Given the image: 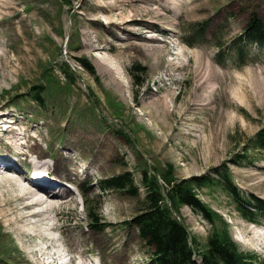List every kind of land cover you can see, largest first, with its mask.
I'll list each match as a JSON object with an SVG mask.
<instances>
[{"label": "rangeland", "instance_id": "374dc122", "mask_svg": "<svg viewBox=\"0 0 264 264\" xmlns=\"http://www.w3.org/2000/svg\"><path fill=\"white\" fill-rule=\"evenodd\" d=\"M253 12L264 19V0H0V113L23 133L0 127V152H14L27 169L43 164L40 171L49 173V163L30 162L24 155V133L30 144L39 142L53 156L66 157V146L76 145L71 172H78L89 201L100 204L101 216L112 224L93 231L79 195L56 197L55 207L48 200L45 207L25 208L30 201L19 200L0 182V264H55L46 262L47 243L65 245L73 256L69 264H150L151 249L128 223L143 207L147 187L141 170L151 168L144 162L158 171L173 164L178 177L211 178H219L229 164L242 195L264 200V150L244 151L264 127V49L252 47L241 66L233 57L222 65L211 36L230 40ZM203 22H209L207 39L189 46L184 31ZM98 55L121 68L124 87ZM80 58H87L96 73ZM198 63L202 78L195 71ZM137 65L148 68L140 87ZM41 100L46 106L39 105ZM125 170L139 187L138 197L100 188L102 179ZM199 196L228 221L240 249L264 262V213L259 224L244 220L219 186L206 187ZM39 208L42 214L36 217ZM181 213L197 250H203L209 223L189 206ZM74 239L86 240L83 254L74 250Z\"/></svg>", "mask_w": 264, "mask_h": 264}, {"label": "trees", "instance_id": "16d2710c", "mask_svg": "<svg viewBox=\"0 0 264 264\" xmlns=\"http://www.w3.org/2000/svg\"><path fill=\"white\" fill-rule=\"evenodd\" d=\"M205 32L206 27L201 24L190 32L189 38L203 37ZM238 41L264 46V20L258 13L253 12L250 15L242 34L234 40V43ZM239 55L241 59L245 56L240 48ZM80 61L87 70L93 74L96 73L95 66L87 58H80ZM136 69L137 72H133L135 83L140 87L144 84V76L148 68L145 65H137ZM34 94L38 101V95ZM39 105L46 106L45 101H39ZM246 147L244 151L249 155L251 150H264V127L258 130L253 143ZM31 151L40 158L51 156L55 159V166L51 171L54 177L60 180L80 181L79 175L72 174V166L67 169L62 165L58 154L53 156L44 149ZM101 157L97 158L96 163L101 161ZM252 159V157L248 158L249 161ZM243 161L244 158L233 160V163L239 164ZM144 166L151 168L141 170L142 182L147 187L143 207L128 223L136 226L140 240L151 249V264H264L262 261L257 263L256 253L240 249L232 237L230 225L226 219L199 196L200 190L219 186L229 193L232 200H235L236 209L247 219L254 220L258 213H264V200L253 193L245 198L232 180V172L228 164H224V172L219 178H211L204 174L178 177L173 164L162 166L161 171L153 168L151 163L144 162ZM217 170L219 171V168ZM100 184L103 189L123 190L135 197L140 194L130 170L106 177L100 181ZM183 206H190L195 213L209 223L207 242L201 251L197 250L196 240L181 216L180 209ZM100 209V204L96 205L88 200L87 215L94 231L103 230L110 225L101 216ZM178 216H181V219ZM85 243L86 240H82V246Z\"/></svg>", "mask_w": 264, "mask_h": 264}, {"label": "bare ground", "instance_id": "6f19581e", "mask_svg": "<svg viewBox=\"0 0 264 264\" xmlns=\"http://www.w3.org/2000/svg\"><path fill=\"white\" fill-rule=\"evenodd\" d=\"M12 4V3H11ZM13 6V5H12ZM13 11V10H12ZM7 14V13H5ZM9 14V13H8ZM11 14V13H10ZM118 24V23H117ZM131 24V23H130ZM112 25V24H111ZM122 26V25H121ZM83 27V26H82ZM109 27V26H108ZM128 27V26H127ZM113 29V28H112ZM114 30V29H113ZM64 32V31H63ZM24 34V33H23ZM142 37V36H141ZM102 41V40H101ZM106 53V52H105ZM97 55V54H96ZM110 56V55H109ZM99 59L102 61L106 71H108L113 79H115L118 83V85L120 87H124L123 86V79L121 77V73H120V67H116L113 65V62L110 63L111 61L104 56H100L98 55ZM116 59V58H115ZM110 61V62H109ZM118 62V61H117ZM120 63V62H119ZM98 66V64H96ZM120 68V69H119ZM203 69L202 65L200 63L197 64V68H196V74L197 76L200 78H202V73L203 71H201ZM100 70V69H99ZM215 75V73H212L211 76L208 79L212 78ZM216 75H218L216 73ZM96 78V77H95ZM205 78V77H204ZM23 81V80H22ZM206 81V80H205ZM205 81L201 82V84L205 83ZM129 84V83H128ZM206 84V83H205ZM96 93V92H95ZM75 98V97H74ZM11 112V111H10ZM12 113V112H11ZM1 114V113H0ZM7 114L3 113L0 115V118H4ZM11 115V114H10ZM1 118V119H2ZM5 120V118H4ZM14 122V121H13ZM12 125H10L7 130L9 132H13L15 134H19V132L16 131V129H12L11 128ZM81 129V128H80ZM21 131V130H20ZM81 131V130H80ZM26 132V131H25ZM27 133V132H26ZM34 133V132H33ZM8 134V133H7ZM6 134V135H7ZM73 134V133H72ZM20 135V134H19ZM34 135V134H33ZM13 136V135H12ZM25 136V135H24ZM9 138V136H8ZM22 139L25 138V140L22 142L23 145L26 146V151L23 152L24 155L26 157H28L29 161L31 162V159H35L37 161H45V163H49L51 166L50 172H44L42 171L41 173L43 174H50L53 167L55 166V160L54 163L52 162H48L47 159L50 158L51 160L53 159V157L51 156H47L44 158H40L35 152L31 151V150H40L43 149L41 147V144L39 142H36L35 144H30V138L27 137H21ZM16 139V138H15ZM73 139V138H72ZM75 139V138H74ZM7 140V139H6ZM9 140V139H8ZM104 140V139H103ZM15 141V140H14ZM21 141V140H20ZM13 143V142H12ZM18 143V141H17ZM44 143V142H43ZM20 144V143H19ZM11 145V144H10ZM14 145V144H13ZM24 146V147H25ZM19 148V147H18ZM1 150V149H0ZM66 150H67V154L66 157L63 156L62 153H58L59 155V159L62 162V165L64 167H66L67 169L69 166L75 167L76 165L74 164V160L76 159V156L73 154V151L78 150V147L74 144H68L66 146ZM13 151V150H11ZM23 151V150H22ZM8 152H10L8 150ZM18 153V152H17ZM82 154V153H81ZM97 156V155H96ZM100 158L102 155L99 154L98 155ZM81 158H83V155H81ZM50 160V161H51ZM43 166V164H37L36 165V170L40 171V168ZM81 169V168H80ZM89 170V169H88ZM33 171H30V173H32ZM82 172V171H81ZM28 173V170H23L22 172H17L13 167H8L6 169V171H0V182H2L3 184H8V186L11 187V189H14L16 191V195L18 196V199H27L30 202H24V207L26 208L27 206L33 205V204H37V203H41V207L42 205L45 207V203H47V201L49 200V205L51 207H55V203L56 201L54 200L56 197H72L74 194L71 190V188L69 186L63 185L61 186V188L59 190H55V189H50V187L47 186H39V184H36L35 182H31L30 180H27V176L26 174ZM75 174L79 175L78 172H74ZM76 175V176H77ZM35 176V175H34ZM44 180V177H40V179L37 180V182ZM53 180H56L55 178H53ZM52 180V181H53ZM68 181H73L75 183V185H77L79 187L80 191H84V186L81 184L80 181H77L75 179H69ZM40 187V188H39ZM44 188V189H42ZM49 207L51 210H54V208ZM45 211H47V206L46 208H44ZM42 209H37L36 211H34L33 214H35L34 216L39 217V215L42 214L41 212ZM30 214H32V212H30ZM255 226V225H254ZM84 232V230H83ZM241 240V239H240ZM71 241V240H70ZM73 246H74V250L77 251L78 255L83 254L81 248H82V240L81 239H74L72 242ZM87 247V246H86ZM91 264V262H89Z\"/></svg>", "mask_w": 264, "mask_h": 264}]
</instances>
